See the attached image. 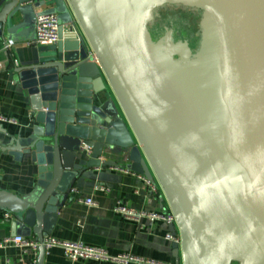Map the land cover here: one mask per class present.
<instances>
[{
	"label": "water",
	"instance_id": "1",
	"mask_svg": "<svg viewBox=\"0 0 264 264\" xmlns=\"http://www.w3.org/2000/svg\"><path fill=\"white\" fill-rule=\"evenodd\" d=\"M166 5L201 9L197 39L152 34ZM39 13L75 20L86 43L59 26L12 68L32 126L0 151L36 180L21 196L0 188V212L39 243L36 264L75 179L122 149L161 187L174 264H264V0H0V41L33 40Z\"/></svg>",
	"mask_w": 264,
	"mask_h": 264
},
{
	"label": "crops",
	"instance_id": "2",
	"mask_svg": "<svg viewBox=\"0 0 264 264\" xmlns=\"http://www.w3.org/2000/svg\"><path fill=\"white\" fill-rule=\"evenodd\" d=\"M0 41V115L12 118L16 123H1L0 145L9 142L8 134L28 132L32 126V108L20 83L15 80L13 66L32 62L40 46H30L21 39L4 49ZM109 90V89H108ZM112 98L113 95L108 91ZM89 150H84L86 156ZM126 149L119 153L104 151L101 160H112L114 166L86 169L79 175L70 190L73 197L59 209L56 221L48 238L82 242L88 246L100 247L110 255L129 252L135 256L174 264L172 242L166 239L171 233L169 225L162 221L140 218L131 220L114 212L116 202H124L138 211L162 212L166 203H160L157 194L149 192L139 174L123 171L128 164ZM36 171L33 164L24 157L21 162L8 152L0 151V188L19 196L32 190ZM103 189V190H101ZM77 198H92L95 205H84ZM15 236L10 217L0 212V242ZM29 238H33L30 236ZM34 239V238H33ZM37 255L30 248L13 244L0 247V264H36ZM42 264H91L85 261L67 259L60 248L52 247L45 252ZM110 264V263H104Z\"/></svg>",
	"mask_w": 264,
	"mask_h": 264
},
{
	"label": "built area",
	"instance_id": "3",
	"mask_svg": "<svg viewBox=\"0 0 264 264\" xmlns=\"http://www.w3.org/2000/svg\"><path fill=\"white\" fill-rule=\"evenodd\" d=\"M61 26L62 34L73 33L78 41H85L83 33L75 20L65 24H58L57 16L54 13H39L35 17L34 22V39L27 41L30 46H49L56 44L59 40L58 38V27ZM12 43L5 42L4 49L8 50ZM1 123H16L12 118H8L0 115ZM121 170L128 172L129 170L125 167ZM142 179L145 188L153 193L157 194L159 189H161L157 180L147 179L143 175H139ZM103 190V189H101ZM77 201L83 203L84 205H95L96 202L92 198H77ZM114 212L122 215L123 217L131 220H138L140 218H149L151 220H158L166 223L167 225H175V218L173 214L168 209L167 205L162 212H146L138 211L124 202H116ZM4 217L7 218L9 215L4 213ZM166 239L170 241H179L178 234L172 235L167 233ZM4 244H13L22 248H30L35 255H37V250L39 243L33 238L13 236L7 238L0 242V247ZM45 248V252L52 247H58L62 250L63 255L71 261H85L91 264H166L153 259L143 258L135 256L129 252H121L116 255H110L107 250L100 247L88 246L82 242H72V241H62L52 238H46L42 244Z\"/></svg>",
	"mask_w": 264,
	"mask_h": 264
},
{
	"label": "rangeland",
	"instance_id": "4",
	"mask_svg": "<svg viewBox=\"0 0 264 264\" xmlns=\"http://www.w3.org/2000/svg\"><path fill=\"white\" fill-rule=\"evenodd\" d=\"M164 7L162 8H159L157 9V16L154 18V21L150 24V31L152 32V34H156L158 33L154 26L155 24H161L162 22H164L165 20H170L171 18H174V17H179L178 16V13L177 12H169V16L167 17V14L168 13L166 11V9H163ZM192 9H195V8H192ZM183 17H179L180 19H184L188 21V23L190 24L191 28L188 29V31H191L193 34L191 36L190 39H197L198 38V35H197V32H198V23H199V19H200V16H201V9H197V11H183ZM160 31V29H159ZM185 31L182 32L183 36L181 37H185L187 36L186 33H184ZM190 35V34H188ZM187 38V37H185Z\"/></svg>",
	"mask_w": 264,
	"mask_h": 264
},
{
	"label": "flooded vegetation",
	"instance_id": "5",
	"mask_svg": "<svg viewBox=\"0 0 264 264\" xmlns=\"http://www.w3.org/2000/svg\"><path fill=\"white\" fill-rule=\"evenodd\" d=\"M163 9H166V11L168 13L167 14V17L169 16V12H177L178 13V16L180 17H183V11H191V12H195L197 11V8L195 9H192V8H188V7H183V6H177V5H166L164 6ZM179 17H174V18H171L170 20H165L164 22H162L161 24H155L154 28L156 30H158L157 32H159V29L160 31L162 30V28L166 27V28H171L173 31H174V34L175 35H178V36H183L182 32L185 31L184 33H186L187 36V39H190L191 36H192V32L191 31H188V29L191 28L190 24L188 23L187 20L184 19H180ZM190 34V35H188Z\"/></svg>",
	"mask_w": 264,
	"mask_h": 264
}]
</instances>
